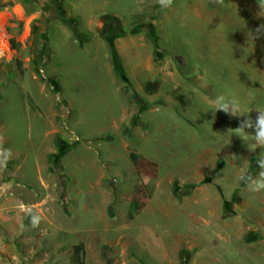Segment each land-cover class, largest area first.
<instances>
[{
  "label": "rangeland",
  "instance_id": "obj_1",
  "mask_svg": "<svg viewBox=\"0 0 264 264\" xmlns=\"http://www.w3.org/2000/svg\"><path fill=\"white\" fill-rule=\"evenodd\" d=\"M261 4L0 0V264H79L80 242L86 264H180L183 247L190 264H264V190L240 180L264 149L214 103L264 110Z\"/></svg>",
  "mask_w": 264,
  "mask_h": 264
},
{
  "label": "clouds",
  "instance_id": "obj_2",
  "mask_svg": "<svg viewBox=\"0 0 264 264\" xmlns=\"http://www.w3.org/2000/svg\"><path fill=\"white\" fill-rule=\"evenodd\" d=\"M162 7H169L172 0H159ZM264 8V4H261ZM264 30V25L257 30L260 33ZM216 111H223L236 116H248L247 119L241 120L239 127L235 128V135L241 137L250 152L255 153L256 150L264 149V110H257V117L253 121L249 114L244 115L240 111L239 102L235 99L227 100L220 96L215 100ZM255 129L254 134H250L247 129ZM250 134V137L249 135ZM256 165L261 171L253 176L252 174H245L240 177V180L253 192H260L264 190V151H261L256 156Z\"/></svg>",
  "mask_w": 264,
  "mask_h": 264
},
{
  "label": "trees",
  "instance_id": "obj_3",
  "mask_svg": "<svg viewBox=\"0 0 264 264\" xmlns=\"http://www.w3.org/2000/svg\"><path fill=\"white\" fill-rule=\"evenodd\" d=\"M221 0H206L207 5L210 8H215L218 6ZM14 42V39H13ZM160 53L156 50V60H159ZM146 88L151 92H157L160 89L159 81H149L146 84ZM131 160L137 172L142 176L156 177L159 173V164L157 161L144 156L136 151L131 152ZM151 196L150 186L144 182H140L135 185L132 198L129 205V217L134 218L136 214H139L148 204ZM75 256L79 264H86V247L84 242L74 246ZM194 251L183 247L180 250V264H190ZM142 264L146 262L141 259Z\"/></svg>",
  "mask_w": 264,
  "mask_h": 264
},
{
  "label": "bare ground",
  "instance_id": "obj_4",
  "mask_svg": "<svg viewBox=\"0 0 264 264\" xmlns=\"http://www.w3.org/2000/svg\"><path fill=\"white\" fill-rule=\"evenodd\" d=\"M13 11L21 18H24L26 20L31 19V15H28L25 10L22 8L20 4H17L14 8ZM8 43L7 40L5 39L4 35L0 32V49H8Z\"/></svg>",
  "mask_w": 264,
  "mask_h": 264
}]
</instances>
